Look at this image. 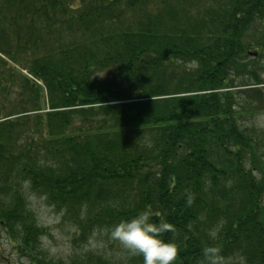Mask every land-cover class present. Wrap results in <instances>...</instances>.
I'll list each match as a JSON object with an SVG mask.
<instances>
[{
    "label": "trees",
    "instance_id": "1",
    "mask_svg": "<svg viewBox=\"0 0 264 264\" xmlns=\"http://www.w3.org/2000/svg\"><path fill=\"white\" fill-rule=\"evenodd\" d=\"M260 35L264 0H0V226L28 264H143L50 257L28 191L76 244L147 210L172 264H264Z\"/></svg>",
    "mask_w": 264,
    "mask_h": 264
},
{
    "label": "rangeland",
    "instance_id": "2",
    "mask_svg": "<svg viewBox=\"0 0 264 264\" xmlns=\"http://www.w3.org/2000/svg\"><path fill=\"white\" fill-rule=\"evenodd\" d=\"M261 43L264 44L262 35H260ZM261 47L262 45H259V48ZM255 56L251 55V57ZM260 62L263 67L259 68V71L264 78V56L260 58ZM243 78L238 76L237 80L241 81ZM262 108L256 113L253 120L257 125L264 127V106ZM27 195L30 208L34 211L38 223L48 228V233L42 237V249L50 257L57 260H69L74 254H84L91 249L104 250L106 255L112 257L128 254L127 250L118 242L111 240L108 234L100 232H96L89 243L79 242L76 244L74 240L76 227L66 220L60 211L49 205L44 197L32 191H28ZM13 242L14 240L6 230L0 226V264H28L29 259L17 252Z\"/></svg>",
    "mask_w": 264,
    "mask_h": 264
},
{
    "label": "clouds",
    "instance_id": "3",
    "mask_svg": "<svg viewBox=\"0 0 264 264\" xmlns=\"http://www.w3.org/2000/svg\"><path fill=\"white\" fill-rule=\"evenodd\" d=\"M152 215L145 210L123 219L109 228L108 236L132 255L142 256L143 264H172L178 254V246L162 236V233L171 231L172 226L165 221L152 222ZM218 255L212 246L202 249L206 264H219Z\"/></svg>",
    "mask_w": 264,
    "mask_h": 264
}]
</instances>
